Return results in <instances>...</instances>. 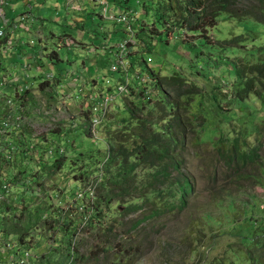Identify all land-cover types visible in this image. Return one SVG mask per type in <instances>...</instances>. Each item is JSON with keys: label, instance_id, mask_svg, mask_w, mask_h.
Listing matches in <instances>:
<instances>
[{"label": "rangeland", "instance_id": "rangeland-1", "mask_svg": "<svg viewBox=\"0 0 264 264\" xmlns=\"http://www.w3.org/2000/svg\"><path fill=\"white\" fill-rule=\"evenodd\" d=\"M115 1L123 2L124 6L136 10L137 18H140L138 20H142L136 21L135 28L141 25L142 28L136 30L143 34L150 51L146 52L144 45L138 40L136 41L137 45L130 48V51L133 52L130 53V56L135 55L138 61L144 58L145 63H142L141 69L144 72H156L157 78L168 76L174 71L181 72L200 88L197 91L199 93L191 97V102H187V97H182L179 112L182 119L188 120L189 126H191L187 128L186 148L178 153H180L181 171L190 178L192 190L186 199L185 206L180 210H172L170 205L157 203L155 206L149 207V201L143 209L135 212L122 211L128 206H140L144 203L142 198L131 197L125 199L123 204L113 202L109 209H103L102 213L97 214L96 217L94 196L101 181L98 175L89 177L88 181H75L73 177L78 173L69 170V164L53 175L44 174L45 176L42 177L43 185L31 184L26 188L29 193L24 194V198L26 202L30 201L27 207L34 202V205L48 208V212L51 214L55 211L54 214L58 215L59 224L66 216L74 224L68 228L65 236L59 229L56 232L48 233L45 226H42L43 221L37 225V229H32L28 236L30 243L35 240L33 249L38 255L33 263L213 264L215 261L227 262L226 260H228L232 264H250L248 257L254 248L255 241L264 237V170L249 165L240 171L241 177L239 179H236V175H231L229 178L227 175L231 172L228 171L222 160L218 159L214 148L220 138L222 140L227 138L225 123L222 121L221 124L218 118L216 120L210 117L203 120L202 118L205 109L212 110L209 106L212 101L210 97H217L216 94H218L219 106H223L224 109H229L231 106L228 99H225L226 97H224L225 100L222 98L224 94L229 95L228 87H231L230 82L234 77L232 70H225L230 69L227 67L229 61H235L239 58L246 61L248 58L249 62H254L257 57L263 58L255 47L249 46L248 40L250 38L247 35H244L246 37L242 36L243 42L238 45L240 53L238 51L236 53L231 52L228 49L227 51H225L226 49L219 50L221 44L216 40H229L234 35L252 31L249 35L256 36L257 25L249 20L237 21L225 14L221 15L219 25L209 34L210 42L215 49L199 45L198 41H194V43H190L191 46L201 48L199 51L203 52L202 55L195 57V53L185 45L187 42L184 41V37L180 35L181 32L177 31L176 28L165 21H163L162 26L156 24L154 28L152 22L156 19L153 10L159 0H127V3H124L125 0ZM65 2L66 0H46L44 6L38 5L39 2L37 4L34 2L36 5L33 4L37 7V11L43 10L50 14L45 22V29H43L47 36L45 37L46 40L43 39L47 45L45 50L47 54L54 50L59 54L61 60L54 64L45 58L43 61L44 68L41 69L42 67L38 66V72L41 73L42 70L51 71L56 75L55 71L60 68L64 69L61 75L65 73L64 77H66L62 82H59L58 88L55 87L52 90L49 88L44 91L40 90L38 78H36L35 83L27 84L31 88L29 97L27 96V99H30L29 104H26V115L30 120L28 124L31 125L30 129L35 136H44L46 144V148H41L38 151L40 163L46 161L44 151L51 150V156L56 154L54 151L56 149L55 143H60V141L55 142L57 136H55L56 133L52 132L53 130H59L61 133L63 131L66 134L72 129H77L72 133H81L84 130L94 132L91 129V124L89 125V119L85 118L83 114L84 110L89 109L88 106H91L90 109L92 108L93 102L89 96L98 95L107 86L121 82L120 74L108 72L107 68L111 58L106 52L114 47L110 44L117 43V40L122 37L116 36L123 33V27L102 22L98 16L99 7L97 6L93 7L89 16L81 17L75 14L68 18L64 11ZM103 27L104 30L109 31L108 34L101 30ZM137 32L136 34H138ZM191 40L192 38L188 41ZM258 43L259 38H256L255 45ZM42 54L45 56L44 52ZM219 54L220 58L225 60H218L216 62L218 66L216 65L215 69H210L214 65L208 59L215 60ZM81 61H83L82 65L86 61L84 68L81 67ZM0 62L5 69L10 67L17 69L23 63L10 58L8 49H0ZM135 64L138 66L137 63ZM131 73L134 72L131 71ZM222 78L227 79V81L223 82ZM107 80L109 83L106 82ZM145 81L147 84V81L150 82L152 79H145ZM217 81L220 86L219 89L215 88ZM50 86L53 87L52 84ZM136 87L131 88L137 90ZM255 88L262 90L260 84H256ZM48 94L52 95V98H49ZM78 97L83 102L81 103L83 104L82 111H80L81 104L79 105ZM123 98L121 97L109 107L107 115L108 120H112L110 122L112 129L117 132H111L106 129L105 125H101L95 130V134L77 138L76 143L82 145V152L89 153L87 151L90 150L87 149L92 147L96 148L94 151L101 148V153L105 156L104 160L110 156L108 144L100 140L109 139L113 134L122 131V128L117 127L113 122L129 116L122 111L124 108L122 102L126 100H122ZM169 101L174 102L171 99ZM186 102L188 106L185 110L182 104ZM254 105L259 111L256 115L251 111L249 118L245 117L247 122L243 119L234 120L236 112L240 113L239 108L242 104L232 106L234 108L233 114L230 112L226 116V118L228 116L234 118L231 119L230 128L245 132L251 127L264 125V103L259 105V100H255ZM148 114V111L134 113L133 122L140 124L139 122L145 119H147V123L149 121L152 124L160 125L163 122L157 113L153 114L152 118H147ZM34 124H39L40 127L37 128L40 131L32 128ZM202 124L203 131L200 135L197 134V131ZM222 125H224V129ZM263 128L264 126H262ZM149 130L153 129L149 126ZM140 132L139 127L131 130V133L135 135L141 134ZM36 133L38 134L36 135ZM209 137L212 142L208 140ZM39 140L41 141V139ZM39 140H33V142L39 145ZM59 150L64 153L65 148L59 146ZM76 152L74 154L68 153L67 159H74ZM17 153L16 151L13 157L10 156V166L7 163H2L0 175L13 174L16 168H24L28 171L30 165L33 169L32 173L37 171V174L41 175V168L36 167L38 162L33 159L26 160L27 157L24 154L20 163V157ZM36 154L37 151H34L33 155L36 156ZM89 154L93 155L94 153L90 152ZM47 155L50 156L48 153ZM260 156L264 160V147ZM73 174L75 175L73 176ZM15 175L18 179V174L15 173ZM22 176L28 179L30 177L27 172ZM139 177L143 179L145 173H140ZM35 190H40V196L32 195ZM52 190L58 193V201L49 198ZM80 192H82V199L80 202L75 201V194ZM18 194L22 193L12 189V193L10 192L8 195V197L11 195L9 204L13 203L11 200ZM92 194L93 197H91ZM165 194L163 192L159 198L161 203L166 201ZM169 203L178 204L177 198L169 199ZM80 204L83 207L81 211L78 209ZM148 214H153V217L143 221L136 228L133 227L136 220H140ZM157 214L158 217H156ZM26 216L28 217V215ZM65 238L69 239L70 245H64L67 242Z\"/></svg>", "mask_w": 264, "mask_h": 264}, {"label": "trees", "instance_id": "trees-1", "mask_svg": "<svg viewBox=\"0 0 264 264\" xmlns=\"http://www.w3.org/2000/svg\"><path fill=\"white\" fill-rule=\"evenodd\" d=\"M125 3H127V0H125ZM110 4L114 6H116L115 4H119L121 8H129L122 5L123 2H116L115 0H111ZM153 12L156 19L152 22L154 28L156 24L162 26L163 21L173 28H176L177 31L181 32L180 35L184 37V41L187 42L185 45L195 53V57L202 55L203 52H201V50L199 51L201 48L191 46L190 43H194V41H198L199 45L215 49L212 42H210L209 34L219 25L221 15L225 14L227 17L237 21L249 20L257 25L258 29H255L257 32L256 36L249 35L253 32L252 31L246 34L234 35L229 40H216L221 44L220 48L218 47L219 50L226 49L225 51H227L228 49L231 52L236 53V51H238L240 53L238 45H241L243 42L244 38L242 36L247 35L250 38L248 40L249 46L255 47L263 58L259 59V57H257L254 62H249L250 60L248 58L246 61L243 60V58L229 61L227 67H230V69L225 70H232L234 77L230 82L232 84L231 87H228L229 95L226 96V94H224L222 98L224 99V97H226L225 99H228V103H230L231 106L229 109H224L223 106H219L218 94H216L217 97H210L212 101H215V103H212V101L209 103L212 110L205 109L206 111L203 114L202 120L208 119V117L213 118V120L218 118L221 124L223 123L222 121L225 123L227 138L226 140L220 138L214 148L218 155V159L222 160L224 165L228 168V171L231 172L227 175L229 178L231 175H236V179H239L241 177L240 171H243L249 165L255 168L260 167L261 170H264V160L260 156V152L264 147V128L262 129L264 125L254 126L243 132L238 129L230 128L231 119H234L233 117L230 118L228 116L229 118H226L230 112L233 114L234 108H232V106L242 104L241 108H239L240 110L238 109L240 113L238 114V112H236L234 120L243 119L246 121L245 117L249 118L251 111H253L255 115L257 111H259L256 110L254 105L255 100H259V105L264 103V0H159ZM138 19L140 18H137V20ZM135 26L134 24V28ZM138 28H142L141 25L135 28V34L129 43V47L133 48L136 46V41L138 40L144 45L145 51L149 52L150 48L148 43L143 37V34L137 32L136 29ZM136 32L138 34H136ZM105 33L107 34V32ZM123 37L124 35H122L121 38ZM191 38L192 40L188 41ZM256 38H259V43L257 45H255ZM114 45L115 44H113V46ZM130 53L133 52L130 51L127 56L129 73H131V71L141 73L147 80L152 79V81H147V84H145V81L140 85L137 83H134V86L130 85L129 95L122 99H126V103L121 100L124 104L122 111L129 116L119 118L120 120H115L113 123L117 127H121L122 131L113 134L109 139L100 140L108 144V154L110 156L104 160L105 156L102 155L101 148L94 151L96 148L92 146V148L87 149L90 150L87 152H93V155L82 152V145H78L76 142L77 138L90 135L86 130L81 133H72L77 130L72 129L71 131L68 130L69 132L67 134L63 131L61 133L59 130H53L52 132L56 133L55 136H57L55 142L60 141V143H55L56 149L54 151L56 154L54 156H48V150L44 151L46 161L45 163H40L38 161V151L41 148H46L44 136H35L30 129L31 125H29L23 137L22 146H17V155L20 157V163L21 157H24V154H26V160L33 159L38 162L36 167L41 168L42 173L41 175H38L37 171L32 173L33 169L30 165L28 171L24 168H16L13 172L14 174L16 173L18 176H21L25 172L29 173L30 177L29 179L27 178L28 185H43L42 177L45 176L44 174L53 175L67 164H69L68 167L71 168H69V170L77 171L78 173L77 175L73 174V176L75 175L73 177L75 181H88L89 177L98 175L101 181L94 196L96 217L97 214L102 213L103 209H109L113 202L123 204L125 199L131 197L142 198L144 203L140 206H128L122 211H130V213L135 212L139 209H143L145 204L149 201V207H153L157 203L160 205H170L172 210H180L185 206L186 199L192 190V184L190 178L181 171V161L179 160L180 153L178 152H182L186 148L187 128L190 123L188 120L185 121L182 119L181 115H179L181 107L180 101L182 97H187V102H191V97L198 94L199 92L197 93V91L200 90V88L193 80L189 79L187 75H183L181 72L174 71L172 74L161 78H157L156 72H144L141 69L142 63H145L144 58L138 61L135 55L130 56ZM252 55L253 54H251V57H253ZM46 57L54 64L61 61L59 54L54 50L47 54ZM208 57L211 58V56ZM208 60L214 65L211 66L210 69H215L218 66L216 62L225 59L220 58L219 54L217 59L213 60L211 58ZM135 63H137L138 66ZM206 63L205 60V64ZM43 65L44 64H40L39 66L42 67ZM62 72H64V69L60 68L55 71L56 75L53 73L54 77L52 81H40L43 79L40 76L38 83L40 90L44 91L46 88H49V90L55 87L58 88L59 82L66 79V77L61 75ZM213 78L216 79L215 76H213ZM221 80L223 82L227 81L225 78ZM51 84L53 87L50 86ZM215 84H213L215 88L219 89L220 86L218 81L215 82ZM256 84H260L262 90H256ZM135 86H137V90L131 88ZM110 90H112V88H110ZM170 95L171 97H169ZM230 95L233 96L231 97ZM27 96L29 97V90L24 94L25 99H27ZM48 97L52 98V95L48 94ZM77 99L79 100V105L83 103L80 97ZM169 99L174 102H170ZM29 100L30 99H27L28 104ZM187 102L182 104L185 110L188 106ZM82 105L83 104L80 105V111H82ZM88 107L89 109L84 110L83 114L85 118L90 119L91 106ZM144 111L149 112L147 118H152L153 114L157 113L161 117L160 120L163 122L160 125L152 124L149 121L147 123V119L140 121L139 123L141 125L138 124V122H133L134 113ZM108 119L109 117H107L101 125H105L106 129H109L111 132H117L111 127L112 124L110 122L112 120L110 119L109 121ZM224 125H222L223 129ZM149 126L153 130H149ZM138 127L141 130V134H132L131 130ZM202 131L203 124L200 125L197 134L201 135ZM58 133L60 134L58 135ZM24 139L26 142L25 144ZM39 139H41V141ZM33 140H39L40 144L38 145V143L33 142ZM208 140L212 142L210 137ZM59 146L65 148L64 153H59ZM106 147L105 145V148ZM34 151H37L36 156L33 155ZM75 152L74 159H67L68 153L74 154ZM7 164L10 166L11 161ZM140 173H145L143 179L139 177ZM10 178V181L14 183L17 182L16 175L13 176V179L12 175H10ZM25 178L23 177V179ZM163 192L166 193V201L161 203L159 198ZM15 198L13 203L5 206L6 213L9 215L4 216V220L9 221L8 230L10 233L18 235L21 233L19 236L21 241L32 232V229H37V225L42 221V226H45L48 233H51V231L56 232V230L59 229L63 232L64 236L67 234L68 228L74 224V222L69 220L68 216L59 224L58 215L54 214L56 213L55 211L51 214L48 212V208H43L41 205H34V202L27 207L30 201H25L24 194H18ZM171 198H177L178 204L169 203V199ZM0 210L2 211V206ZM25 215H28V217H25ZM152 217L153 214L143 216L140 220H136L133 223V227L136 228L143 221L151 219ZM156 217H158V214ZM65 239L67 242H65L64 245H70L69 239ZM36 258H38V255ZM226 261L227 262L223 260L215 261L213 264H232L230 261ZM248 261L250 264H264V237L255 241L254 248L250 252Z\"/></svg>", "mask_w": 264, "mask_h": 264}, {"label": "built area", "instance_id": "built-area-1", "mask_svg": "<svg viewBox=\"0 0 264 264\" xmlns=\"http://www.w3.org/2000/svg\"><path fill=\"white\" fill-rule=\"evenodd\" d=\"M11 0H0V49L5 50L6 32L8 26L14 25L15 27L23 24H33L36 16L31 9L24 10L21 14L16 16L13 22H6L4 18L3 7L6 6ZM46 1V0H44ZM83 4H91L93 7H99V19L109 24L120 25L123 27V38H120L114 47L108 52V57L111 58L108 65V72L110 74H120L121 82H117L112 86H107L106 89L98 95H92V108L90 109L89 125L94 132H89L90 135L95 134V130L99 128L108 115L109 107L112 106L121 97H126L129 94V86L134 83L142 84L145 82L146 77L141 73H129L128 70V53L130 52L129 43L134 35V24L137 20V11L132 8L116 7L119 5H111L107 0H67L65 7L67 10L80 11ZM128 7V6H127ZM6 38V39H5ZM34 39H29L28 44L33 45ZM113 46V44H110ZM10 69V70H9ZM24 68L14 67L5 69L1 66L0 62V167L2 163L11 161L14 152L18 147L22 146L23 137L25 136L26 129L29 126L28 116L26 115L28 104L24 94L31 88L27 85L28 79L24 76ZM22 73V74H21ZM23 75V76H22ZM43 80L52 81L53 73L51 71H41ZM109 83V81H106ZM134 86V85H133ZM112 88V90H110ZM39 124H34L32 128L40 131ZM38 134V133H36ZM19 145V146H18ZM18 146V147H17ZM61 153V151H59ZM48 154L51 155L52 151L49 150ZM14 159V158H13ZM5 161V162H4ZM12 175V179L13 176ZM10 175H0V264H34L36 259V252L33 249L35 240L30 243L29 236H26L23 241L19 239L18 234L9 232V221L4 220V216H8L5 206L9 205L12 189L27 195L28 179H23V176H18L17 182L10 181ZM32 193V192H31ZM34 196H40V190H35L32 193ZM49 195V193H48ZM8 197V198H7ZM58 193L52 190L49 198L53 201H58ZM93 197V194L91 195ZM75 201L82 199V192L75 194ZM14 198L11 200H15ZM81 211L83 207L81 204L78 206Z\"/></svg>", "mask_w": 264, "mask_h": 264}, {"label": "crops", "instance_id": "crops-1", "mask_svg": "<svg viewBox=\"0 0 264 264\" xmlns=\"http://www.w3.org/2000/svg\"><path fill=\"white\" fill-rule=\"evenodd\" d=\"M107 1L111 2V0H107ZM34 2L36 4L39 2L38 5L40 6L46 5L45 3L46 1L44 0H11L6 6L3 7V11L5 14L4 18L6 22H8V25L9 22H13L16 16L21 14L26 9H31L33 14L36 16V19L33 24H23L17 27H15L14 25H10V27L8 26L6 32L7 40L4 41L5 49L6 50L8 49V51H10V58H14L18 62L21 61L23 62L21 66L20 65L18 66V68L22 69L25 67L24 76L25 78L27 77L29 83L31 82L35 83L36 78L39 79L40 76L42 77V75H40V72H38L39 69L38 66L40 64H44L43 61L45 58H47L46 57L47 52L45 50L47 45L46 42L43 40V39L46 40L45 37L47 36L44 34L43 29H45L44 27L46 24L45 22L50 17V14L46 13L43 10L37 11V7L33 6V4H35ZM40 2L44 4H41ZM65 4L66 2L64 3V11L66 13L65 16H67L68 18L74 16L75 14L81 17L85 15L89 16L93 10V5L91 4H83V6H81L80 11L67 10ZM101 30L103 31L104 27ZM103 32H107V34L109 33L108 30H104ZM122 35L123 33L120 35L117 34L116 37L119 38ZM29 39H34L35 43L33 45H29L28 44ZM40 41L43 42V45L42 42ZM42 52L45 53V56L42 54ZM82 64L83 61H81V67L84 68V66L86 65V61L84 62V65ZM43 67L44 65L42 66L41 69H43Z\"/></svg>", "mask_w": 264, "mask_h": 264}, {"label": "bare ground", "instance_id": "bare-ground-1", "mask_svg": "<svg viewBox=\"0 0 264 264\" xmlns=\"http://www.w3.org/2000/svg\"><path fill=\"white\" fill-rule=\"evenodd\" d=\"M10 27V26H9Z\"/></svg>", "mask_w": 264, "mask_h": 264}]
</instances>
